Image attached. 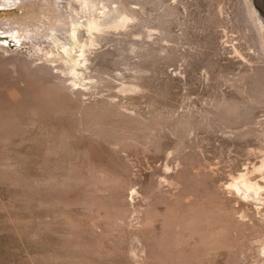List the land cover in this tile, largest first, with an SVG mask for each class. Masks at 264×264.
<instances>
[{
  "label": "rangeland",
  "instance_id": "1",
  "mask_svg": "<svg viewBox=\"0 0 264 264\" xmlns=\"http://www.w3.org/2000/svg\"><path fill=\"white\" fill-rule=\"evenodd\" d=\"M36 1L0 0V19ZM112 1L133 19L101 35L84 71L98 78L70 101L35 77L51 63L21 30L0 32V264H264V210L229 188L240 172L264 185V50L246 0ZM224 99L254 118L229 122ZM196 207L212 208L197 222L209 233L184 223Z\"/></svg>",
  "mask_w": 264,
  "mask_h": 264
},
{
  "label": "bare ground",
  "instance_id": "2",
  "mask_svg": "<svg viewBox=\"0 0 264 264\" xmlns=\"http://www.w3.org/2000/svg\"><path fill=\"white\" fill-rule=\"evenodd\" d=\"M4 1L6 2L5 5L10 6L11 8L15 7V5L19 2L23 1H26V4L28 5L32 4L33 1L37 2L36 0ZM246 2V4H248V10H251L250 13L254 18V24L261 33L259 41L264 50V19L255 6V0H246ZM256 2L259 4L258 1ZM116 5H113L112 0H54L53 4L48 3L47 0H43V7L36 8L40 11L38 14L29 17H23L25 19H22L21 17H18L16 15H13V17L8 19L1 18L0 32H18L19 35V31L21 30L22 35H24V37L26 36V38L29 40L28 43H31L34 54H39L43 59H45L46 62L51 63V66L42 65L36 67L35 77L38 76L39 79L41 78V80H43L42 82H48L50 84V78L51 76H54L55 80L57 79V81L54 83L52 82L53 85L51 84V86L53 87H50V90L51 88H54L57 92H59L58 94L63 93L64 95L61 96L62 101H64L63 96H65L66 101H70L71 99H68L71 98L70 96H72L71 92L66 95L64 90L70 89L72 90L73 94L77 95L81 92L80 88L81 86H83L82 82L85 79L92 80L94 78H98L93 75L90 77H84V71L86 69L88 70L87 64L88 62H90V59L87 57V54H89L93 47L96 45V43H98V39L101 37V35L105 34L109 30L115 31L116 29L124 28L133 19L131 15L132 13H129L130 11H128L127 8L121 4V2ZM110 14L112 16H110ZM32 73L34 74V72ZM47 76L50 77L48 80L46 79ZM70 81L71 83L67 85V83ZM83 83L85 86L86 83ZM45 90H47V92L50 91L49 87L48 89L45 88ZM51 91L56 93L54 90ZM48 97L49 99H51V94L48 95ZM59 100L60 99L58 98L57 103H59ZM226 100L227 99H224V102L222 101L221 104H219V107L222 111L223 116H226L225 118L229 122L233 121L232 123L237 122L243 125L247 124L251 120V118L253 117L252 109L241 110L239 103L236 104L232 103L231 100H228L230 102ZM50 101L52 102V100ZM250 131H245L244 133L240 132L241 134L239 133V136L243 137L244 140V138H246L250 134ZM260 152L263 156L260 163L258 166H253L255 172L259 171L264 175V145L260 146L259 153ZM229 188L232 190L235 196L241 197L243 200H249V203H259L262 206V209L264 210V185L250 178V175H247V172H240L236 177H232V181L230 183ZM203 209L204 208L199 209L197 207L191 208L189 213L186 214V216L184 217L185 219H183L184 223L187 225L188 228L192 230H199L197 222L202 221L203 219H207V211L210 214L212 212L211 210H207L212 208H206L204 210ZM234 218V215H232L230 216V218H228V220L233 221ZM207 222L209 224V220ZM210 228L213 227L211 226ZM199 231L202 232V229ZM204 231L206 230H203V232ZM206 232L209 233L210 230H207ZM262 246H264V241L260 240L259 247Z\"/></svg>",
  "mask_w": 264,
  "mask_h": 264
},
{
  "label": "water",
  "instance_id": "3",
  "mask_svg": "<svg viewBox=\"0 0 264 264\" xmlns=\"http://www.w3.org/2000/svg\"><path fill=\"white\" fill-rule=\"evenodd\" d=\"M256 1H258L259 4ZM255 6L264 19V0H255Z\"/></svg>",
  "mask_w": 264,
  "mask_h": 264
}]
</instances>
